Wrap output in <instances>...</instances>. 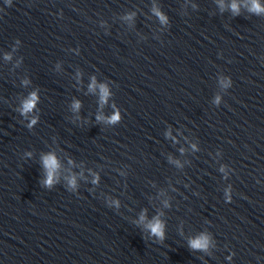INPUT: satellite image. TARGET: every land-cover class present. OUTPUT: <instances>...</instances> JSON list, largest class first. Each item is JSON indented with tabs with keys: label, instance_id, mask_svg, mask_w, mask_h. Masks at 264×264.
<instances>
[{
	"label": "clouds",
	"instance_id": "1",
	"mask_svg": "<svg viewBox=\"0 0 264 264\" xmlns=\"http://www.w3.org/2000/svg\"><path fill=\"white\" fill-rule=\"evenodd\" d=\"M232 9L234 12L238 11V6L233 3ZM251 11H255L257 14L264 12V7H262L259 4V0H253L252 2V8L250 9ZM156 14L160 16L161 20L163 21L165 18L162 16L161 13L156 11ZM107 96V90L101 86V100L103 101ZM36 95L33 93L28 100L25 101L24 106H23V112L27 113L30 112L36 102ZM75 109H78L80 107L79 102H76L73 106ZM118 119L117 115H114L111 120L112 122H115ZM43 166L47 171V179L44 181V183L48 186H51L54 183V178H55V172L59 167V163L56 159V157L52 154H48L43 157ZM74 184V181H72ZM141 219H144L142 216ZM148 227L150 228L151 232L153 235L159 237L160 239H163V224L159 221V219H154L153 222H151ZM189 246L192 249H202L206 250L208 246V238L206 236H200L196 239L190 240L189 241Z\"/></svg>",
	"mask_w": 264,
	"mask_h": 264
}]
</instances>
